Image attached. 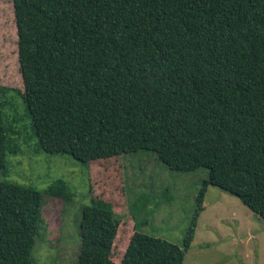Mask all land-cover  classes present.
Returning a JSON list of instances; mask_svg holds the SVG:
<instances>
[{
    "label": "trees",
    "instance_id": "trees-1",
    "mask_svg": "<svg viewBox=\"0 0 264 264\" xmlns=\"http://www.w3.org/2000/svg\"><path fill=\"white\" fill-rule=\"evenodd\" d=\"M24 91L0 85V168L14 150L6 94L21 95L37 149L78 162L151 151L207 177L182 247L134 222L120 261L121 220L105 200L82 208L77 264H182L208 185L264 219V0H12ZM43 191L0 180V264H34Z\"/></svg>",
    "mask_w": 264,
    "mask_h": 264
},
{
    "label": "rangeland",
    "instance_id": "rangeland-1",
    "mask_svg": "<svg viewBox=\"0 0 264 264\" xmlns=\"http://www.w3.org/2000/svg\"><path fill=\"white\" fill-rule=\"evenodd\" d=\"M12 0H0V85L23 93ZM5 123L15 148L7 150L0 180L43 192L61 179L73 192L70 201L44 196L32 251L34 264H77L82 208L105 200L121 220L112 249L120 261L134 222L138 230L182 247L197 208L207 169L177 171L151 151L124 153L86 165L68 154L37 149L25 103L16 91L6 94ZM203 209L182 264H264V219L234 195L206 187Z\"/></svg>",
    "mask_w": 264,
    "mask_h": 264
}]
</instances>
